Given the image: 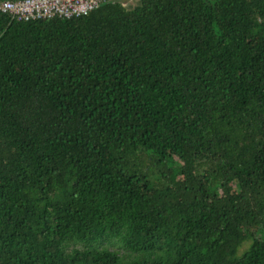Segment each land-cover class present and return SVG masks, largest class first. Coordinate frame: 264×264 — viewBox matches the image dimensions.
Listing matches in <instances>:
<instances>
[{
    "label": "trees",
    "instance_id": "obj_1",
    "mask_svg": "<svg viewBox=\"0 0 264 264\" xmlns=\"http://www.w3.org/2000/svg\"><path fill=\"white\" fill-rule=\"evenodd\" d=\"M137 1L0 13V264H264V0Z\"/></svg>",
    "mask_w": 264,
    "mask_h": 264
},
{
    "label": "built area",
    "instance_id": "obj_2",
    "mask_svg": "<svg viewBox=\"0 0 264 264\" xmlns=\"http://www.w3.org/2000/svg\"><path fill=\"white\" fill-rule=\"evenodd\" d=\"M116 0H0V13L22 22L64 19L87 15Z\"/></svg>",
    "mask_w": 264,
    "mask_h": 264
},
{
    "label": "rangeland",
    "instance_id": "obj_3",
    "mask_svg": "<svg viewBox=\"0 0 264 264\" xmlns=\"http://www.w3.org/2000/svg\"><path fill=\"white\" fill-rule=\"evenodd\" d=\"M124 4H127V8H130L132 6H134L135 4L137 5L138 1L137 0H122ZM247 245H245L240 252H242Z\"/></svg>",
    "mask_w": 264,
    "mask_h": 264
},
{
    "label": "water",
    "instance_id": "obj_4",
    "mask_svg": "<svg viewBox=\"0 0 264 264\" xmlns=\"http://www.w3.org/2000/svg\"><path fill=\"white\" fill-rule=\"evenodd\" d=\"M124 5V7H127V4H123Z\"/></svg>",
    "mask_w": 264,
    "mask_h": 264
}]
</instances>
